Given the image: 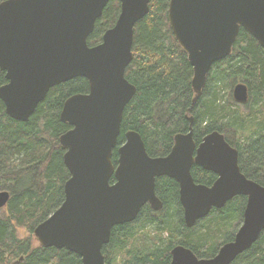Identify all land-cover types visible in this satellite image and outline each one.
<instances>
[{"label": "water", "instance_id": "1", "mask_svg": "<svg viewBox=\"0 0 264 264\" xmlns=\"http://www.w3.org/2000/svg\"><path fill=\"white\" fill-rule=\"evenodd\" d=\"M118 1L115 22L91 46L87 38L108 0L0 1V69L8 81L0 85V100L8 116L27 121L52 86L80 76L88 81L87 92L68 96L60 111V119L72 126L59 137L69 173L63 200L33 234L43 247L79 255L82 264H106L101 250L111 228L132 222L147 201L160 209L155 178L167 176L178 184L188 228L234 197H245L242 223L231 240L210 257L176 244L168 262L230 264L264 231V186L240 170L237 148L218 130L196 143L189 124L158 156L147 153L134 130L126 131L117 145L123 110L136 90L124 75L133 56L134 25L148 12L150 0ZM167 18L192 67L193 98L201 94L212 65L230 54L240 27L264 49V0H168ZM232 97L245 103L247 84L236 83ZM193 165L216 179L210 185L195 182ZM9 196L0 191V208Z\"/></svg>", "mask_w": 264, "mask_h": 264}, {"label": "trees", "instance_id": "2", "mask_svg": "<svg viewBox=\"0 0 264 264\" xmlns=\"http://www.w3.org/2000/svg\"><path fill=\"white\" fill-rule=\"evenodd\" d=\"M167 6L168 0H150L148 12L134 25L133 56L124 75L136 90L123 110L117 145L123 143L126 131L134 130L141 135L150 156L164 155L172 146L174 134L188 130L191 117L196 143L212 130L224 133L225 139L238 150L240 170L264 186V49L240 27L230 54L212 65L201 94L193 98L192 67L187 53L173 36ZM118 13L119 1L108 0L87 38L90 46L101 39ZM211 74L217 80L210 91ZM5 81V73L0 69V84ZM236 81L246 83L249 89L244 105L250 114L245 116L228 105L226 95L221 93L226 82L230 85ZM87 90L88 81L81 76L52 86L27 121L8 116L0 100V190L10 193L4 207L6 213L0 212V264H8L13 258H19V264H82L79 255L63 248L33 247L30 238L17 237L15 225L33 232L62 202L63 184L69 173L63 163L65 148L59 137L71 126L60 119V111L68 96ZM229 131L241 133L235 139L228 135ZM116 160L115 149L114 165ZM191 173L197 183L210 185L216 179L214 173L196 165L191 167ZM154 189L162 201L161 208L154 210L146 203L132 222L111 228L109 240L102 247L106 264H168L171 248L175 246L172 241L178 238V244L190 248L197 256L207 255L199 251L208 245L200 238L211 232L208 228L199 236L194 234L197 232L194 227L203 219L190 228L184 225L177 182L159 176ZM236 197L241 198L233 200ZM236 197L208 215L217 214L214 216L222 218L226 226V222L240 214L245 202L244 196ZM145 224H152L158 241L140 248L134 230L143 232ZM221 226L211 228L220 230ZM145 234L144 231L138 235V240L149 242ZM232 236L225 237L224 242ZM208 249L212 251L213 247ZM123 252L118 262H112ZM230 264H264V231Z\"/></svg>", "mask_w": 264, "mask_h": 264}, {"label": "rangeland", "instance_id": "3", "mask_svg": "<svg viewBox=\"0 0 264 264\" xmlns=\"http://www.w3.org/2000/svg\"><path fill=\"white\" fill-rule=\"evenodd\" d=\"M215 80H217V79L215 78L214 74H211L210 79L208 80V82L210 83V86H209L210 91H211L212 87H215V85H216L215 84ZM239 81H242V80L240 79ZM239 81H236V82H234L233 84H230V85H227V83H229V82H226V84H224V86L222 88V92L221 93L223 95L224 94L226 95V102H227L228 105L232 106L233 109L235 111H238L240 115L245 116L247 114H250L249 108L245 107L244 103L235 102L233 97H232V88ZM248 98H249V89H248ZM240 133L241 132H235V134H234V132L229 131L228 135H230L231 138L237 139L236 137H239ZM239 198H241V197H236L233 200H236V199H239ZM244 205H245V202H243V206H242V210H241L240 214H237L236 217H234L229 223L226 222V224H227L226 226H224V224H222V221H223L222 218H220L218 216H214V215H217V214H211V215H208L207 217L203 218V221L199 222V224L194 227L195 230L197 231L194 234H196L198 236L200 235V233H204L205 231H208V228H209V231L211 232V234H209L206 238H200L201 241L206 240L208 242V245L206 247H204L202 250H199V251H204L203 253L206 252L207 255H205V257L212 256L214 254V252L218 249V247L224 242V238L225 237H229L231 235H234V233L236 232L237 228L242 223V212H243ZM0 212H2V213L5 212L6 213V208H0ZM225 220H227V219H225ZM214 225H222V226H221V229L219 230V228H217V227L214 228V229L211 228ZM144 231L147 233L145 235H147L148 239H149V242H147V243L144 242V241H139L138 240V235L143 234ZM216 231H218V232L215 233ZM134 232H135V235H137V237H136V239H137L136 240L137 247L142 248L144 246H149V245H151V244H153V243L158 241V235L157 234L155 235V229L152 228V224H145V228H144L143 232H141V233H138L135 230H134ZM15 233H16L18 238H30L33 247L39 246V243L36 240V238L34 237L33 232H28L24 227H20V226H16L15 225ZM151 235H155V236L153 237ZM162 237L165 238L166 234L164 233V235ZM182 239H184V238H181V240ZM186 239H188V238H186ZM179 240H180V238L175 239L174 241H172L171 245L175 244L176 242H179ZM191 242L195 243L193 241H191ZM197 245H198L197 248L199 249L200 248V244H197ZM209 247H213L212 251L210 249H208ZM124 254H125V252H123L119 256H117V258L115 260L112 259V262H115V261L118 262L120 257L123 256ZM19 262H20L19 258L18 259L17 258H13V259H11L9 261L8 264H19Z\"/></svg>", "mask_w": 264, "mask_h": 264}, {"label": "flooded vegetation", "instance_id": "4", "mask_svg": "<svg viewBox=\"0 0 264 264\" xmlns=\"http://www.w3.org/2000/svg\"><path fill=\"white\" fill-rule=\"evenodd\" d=\"M86 79V78H85ZM6 82H8L7 80L4 82V83H6ZM4 83H2V84H4ZM2 84H0V85H2ZM87 92V91H86ZM189 121H190V124H192V119L189 117ZM69 124V123H68ZM70 125V124H69ZM71 126V125H70ZM72 127V126H71ZM70 127V128H71ZM68 130V129H67ZM170 150V149H169ZM113 157H114V153H113ZM207 171V170H206ZM211 172V171H210ZM213 173V172H212ZM156 179H157V177L155 178V181H156ZM154 188H155V185H154ZM155 190V189H154ZM1 191V190H0ZM9 192V191H8ZM10 194V193H9ZM10 197V196H9ZM5 207V206H4ZM233 237V236H232ZM232 239V238H231ZM230 239V240H231ZM176 244H178L177 242H176ZM176 244H174V245H176Z\"/></svg>", "mask_w": 264, "mask_h": 264}, {"label": "bare ground", "instance_id": "5", "mask_svg": "<svg viewBox=\"0 0 264 264\" xmlns=\"http://www.w3.org/2000/svg\"><path fill=\"white\" fill-rule=\"evenodd\" d=\"M63 155H64V154H63ZM63 163H64V161H63ZM64 165H65V164H64ZM65 167H66V166H65ZM66 169H67V168H66ZM67 171H68V170H67ZM146 203H149V202L147 201V202H145L144 204H146ZM144 204H143V205H144ZM143 205H142V206H143ZM149 205H150V203H149ZM150 206H151V205H150ZM151 208L154 209L152 206H151ZM154 210H157V209H154ZM139 211H140V210H139Z\"/></svg>", "mask_w": 264, "mask_h": 264}]
</instances>
